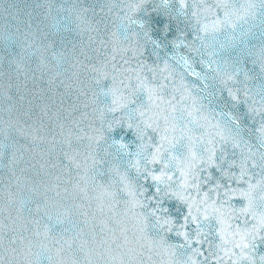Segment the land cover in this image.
Segmentation results:
<instances>
[{"label": "snow or ice", "instance_id": "snow-or-ice-1", "mask_svg": "<svg viewBox=\"0 0 264 264\" xmlns=\"http://www.w3.org/2000/svg\"><path fill=\"white\" fill-rule=\"evenodd\" d=\"M45 17L37 43L31 12L5 13L6 39L23 29L8 56L19 70L84 54L105 123L61 126L59 155L98 182L101 210L140 208L167 264H264V0H68Z\"/></svg>", "mask_w": 264, "mask_h": 264}, {"label": "water", "instance_id": "water-1", "mask_svg": "<svg viewBox=\"0 0 264 264\" xmlns=\"http://www.w3.org/2000/svg\"><path fill=\"white\" fill-rule=\"evenodd\" d=\"M61 2L68 0H0V264H167L164 249L157 246L160 234L149 235L140 228L141 209L130 208L116 196L101 210L98 182L85 184L75 165L66 164L59 155L64 140L61 126L66 135L76 122L105 123L93 99L97 89L92 74L78 63L84 61V54L79 49L70 53L61 68L55 61L41 66L33 56L19 70L8 56L21 51L23 29L6 39L12 29L5 13L11 20L17 10L22 19L31 12L39 43L41 26L48 23L47 4ZM81 2L99 8L101 0ZM54 77L56 83L50 86ZM254 83L249 81L250 86ZM251 143L259 151L255 138ZM73 145L81 153L87 148L75 134ZM65 212L70 217L66 215L62 223L49 219Z\"/></svg>", "mask_w": 264, "mask_h": 264}]
</instances>
